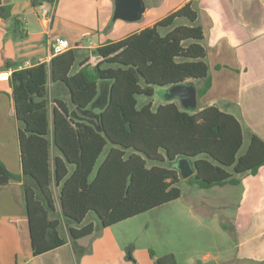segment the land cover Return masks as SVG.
<instances>
[{
  "label": "trees",
  "instance_id": "1",
  "mask_svg": "<svg viewBox=\"0 0 264 264\" xmlns=\"http://www.w3.org/2000/svg\"><path fill=\"white\" fill-rule=\"evenodd\" d=\"M0 15L9 17V6H0ZM12 20L20 34L19 19ZM202 40L197 13L186 3L150 26L94 48L98 61L93 65L72 48L27 68L4 63L2 68H12L8 80L22 171L13 174L0 161V185L23 179L35 186L23 182L34 256L65 242L60 220L47 218L55 210L53 187L60 218L71 224L68 235L74 241L92 233L93 223H82L89 212L108 227L177 199L180 177L170 163L178 156L193 161L195 173L187 180L206 189L236 185L238 175H254L264 165V142L251 135L239 154L240 123L216 106L190 111L172 100L154 109L151 102L137 106L136 95L150 97L154 86L189 79L197 83V97L205 94L211 84ZM48 81L63 86L68 103L50 94ZM100 81L108 83V93L97 124L70 115V110L87 114ZM174 263L172 254L156 259V264Z\"/></svg>",
  "mask_w": 264,
  "mask_h": 264
},
{
  "label": "crops",
  "instance_id": "2",
  "mask_svg": "<svg viewBox=\"0 0 264 264\" xmlns=\"http://www.w3.org/2000/svg\"><path fill=\"white\" fill-rule=\"evenodd\" d=\"M143 1L145 8L141 17L128 21L114 17V0H78L71 3L70 7L74 5L78 15V19L73 17L76 20L71 15L64 16L65 13L58 15V0L56 5L43 2L36 7L31 5L30 0H0V6H9L10 12L7 18L0 15V161L8 171L21 174L22 169L19 123L14 115L12 88L8 80L12 68H2L4 63H35L45 56L49 41L65 38L71 48L78 51L79 57L88 55V63L93 65L92 58L96 56L91 51L94 48L150 26L186 3H191L196 11L197 23L203 31L202 45L211 84L203 96L197 97L196 109L216 106L239 121L243 139L246 131L248 143L251 135L264 142V2ZM40 8L47 9L46 16L38 13ZM12 17L19 19L20 34L15 32ZM69 29H75L76 33H71ZM187 81H193L197 88L195 80ZM47 84L52 96L68 103L63 86L58 83L54 87L50 81ZM107 93L108 83L98 82L97 96L87 114L82 116L70 110V115L79 120L85 118L96 125L98 112L107 102ZM172 101L179 104L176 99ZM55 155L57 151L52 149L51 156ZM237 178L239 182L236 186L241 188V195L231 227L235 244L230 248V255L220 260L217 256L206 254L203 263L264 264V165L254 175L245 173ZM23 182L30 189H35L30 180L23 179L0 185V264H84L83 250L79 252L80 261L76 260V249L80 243L69 239L71 224L60 218L57 187H53L55 210L49 212L47 218L60 220L58 232L65 242L42 254H32ZM89 222L95 228L96 221Z\"/></svg>",
  "mask_w": 264,
  "mask_h": 264
},
{
  "label": "rangeland",
  "instance_id": "3",
  "mask_svg": "<svg viewBox=\"0 0 264 264\" xmlns=\"http://www.w3.org/2000/svg\"><path fill=\"white\" fill-rule=\"evenodd\" d=\"M77 1L58 0V15L65 13L64 16L78 19L74 5L70 7ZM70 31L76 33L75 29ZM97 61V57L92 58V63ZM165 90L154 86L152 96L136 95L137 106L151 102L154 109L167 102ZM247 144L248 136L244 131L239 154L245 151ZM176 186L180 189L177 199L108 227H101L96 215L89 212L82 223L94 220L95 228L91 235L77 239L80 243L76 249L77 262L81 250L84 264H156L157 258L168 254L173 255L174 264H202L206 254L220 260L230 255V248L235 244L231 227L241 188L231 184L200 188L182 178Z\"/></svg>",
  "mask_w": 264,
  "mask_h": 264
},
{
  "label": "water",
  "instance_id": "4",
  "mask_svg": "<svg viewBox=\"0 0 264 264\" xmlns=\"http://www.w3.org/2000/svg\"><path fill=\"white\" fill-rule=\"evenodd\" d=\"M114 17L135 21L141 17L145 8L143 0H114ZM165 100H177L179 105L187 110H194L197 107V89L193 81H186L170 85L166 88ZM93 106V104H92ZM171 167L177 170L182 179H187L195 173V167L191 158L187 156H178L170 163ZM202 264H217L215 261H208Z\"/></svg>",
  "mask_w": 264,
  "mask_h": 264
},
{
  "label": "built area",
  "instance_id": "5",
  "mask_svg": "<svg viewBox=\"0 0 264 264\" xmlns=\"http://www.w3.org/2000/svg\"><path fill=\"white\" fill-rule=\"evenodd\" d=\"M262 1L264 2V0ZM38 13L44 17L47 15L48 11L45 8H40ZM70 48H71V44L65 38H56L48 42L47 51L43 58L38 59L35 63L24 61L23 63L18 64L15 68L22 69L41 62L48 63L52 57L59 55Z\"/></svg>",
  "mask_w": 264,
  "mask_h": 264
}]
</instances>
